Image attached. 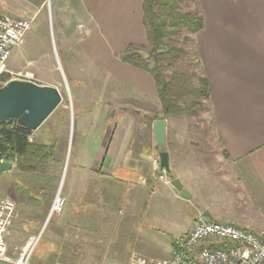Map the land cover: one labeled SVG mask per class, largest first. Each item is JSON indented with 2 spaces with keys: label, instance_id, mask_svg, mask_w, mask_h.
<instances>
[{
  "label": "crops",
  "instance_id": "1",
  "mask_svg": "<svg viewBox=\"0 0 264 264\" xmlns=\"http://www.w3.org/2000/svg\"><path fill=\"white\" fill-rule=\"evenodd\" d=\"M70 1H74L71 6L83 10L92 32L90 39L80 43L85 55L103 65L107 75H100L119 80L130 90L131 107L127 110L131 115L125 123L113 126L104 148L100 138L95 137L84 151L89 154L84 158L93 161L91 174L106 170L117 196L122 197L115 204L114 232L121 235L117 255L142 256L147 261L168 259L198 221L235 224L264 236V0L194 1L204 28L192 45L203 77L210 83L208 104L220 146L215 163L210 164L208 156H199L193 147L188 145L185 151L170 141L166 120L169 173L154 169L162 152L153 130L158 119L150 122L151 135L146 133L148 105L162 112L156 83L149 73L121 60L124 51L133 45V33L143 32V0ZM77 78L85 79L82 73ZM77 122L82 136L94 135L93 119L79 117ZM100 158L97 169L95 164ZM132 172L138 173L137 181L132 180ZM175 179L189 193L190 200L182 199V193L171 185ZM131 183L135 185L133 190L127 188ZM79 191H84L83 185ZM123 208L132 212H119ZM145 216H155L159 225L148 232L164 235L170 242L164 244L145 234V250L123 253L121 248L129 245L131 233ZM82 222V217L76 219V223ZM36 239L39 240L33 236L31 240ZM222 246L226 244L206 241L195 254ZM161 249L163 253L155 257Z\"/></svg>",
  "mask_w": 264,
  "mask_h": 264
},
{
  "label": "rangeland",
  "instance_id": "2",
  "mask_svg": "<svg viewBox=\"0 0 264 264\" xmlns=\"http://www.w3.org/2000/svg\"><path fill=\"white\" fill-rule=\"evenodd\" d=\"M72 3L74 1L70 0H0V14L33 21L23 43L8 62L7 80L14 77L51 86L57 88L63 98L61 106L30 138L39 144L55 143V162L36 173H24L15 164L11 172L0 177V203L14 205L6 235L7 259L18 261L34 236L39 240H34L38 243L30 264H129L133 256L117 255L121 235L114 232L115 204L122 197L117 196L108 172L98 169L101 158L95 164L98 171L91 174L93 161L84 158L89 155L84 151L90 148L95 137L100 138L104 148L113 126L125 123L131 115L127 110L131 107L130 90L123 82L108 79L103 65H97L85 55L80 43L90 39L92 32L83 10H77ZM182 9L191 11L195 6L184 3ZM183 39L179 46L186 56L180 62V70L188 76L190 84L197 87V78L203 77L199 57L193 45L185 44ZM191 39L195 41L196 36ZM132 40L148 57L150 47L144 25L143 32L133 33ZM80 73L85 79L77 78ZM207 105L194 116L180 114L163 119L169 122L170 141L185 151L188 145L193 147L199 156H208V162L214 164L220 145ZM154 107L148 105V135L152 133L150 122L162 116ZM79 117L93 119L96 124L93 136H82L79 132ZM134 173H131L132 180L137 181L138 173ZM81 185L83 192L79 191ZM127 188L133 190L135 185L131 183ZM57 198L64 202L62 210L50 217ZM118 210L127 214L132 209ZM81 217L83 222L76 223ZM158 226L155 216H145L139 228L131 233L129 245L124 250L121 248L122 252L145 250L142 242L145 234L159 238L164 244L170 242L164 235L158 233L157 237L148 232L149 228ZM163 251L158 250L155 257L159 258Z\"/></svg>",
  "mask_w": 264,
  "mask_h": 264
},
{
  "label": "trees",
  "instance_id": "3",
  "mask_svg": "<svg viewBox=\"0 0 264 264\" xmlns=\"http://www.w3.org/2000/svg\"><path fill=\"white\" fill-rule=\"evenodd\" d=\"M195 0H143V25L149 43L148 57L134 45L121 55L124 64L148 72L154 79L162 103L163 119L187 114L194 116L207 108L211 100V87L207 78L198 77L193 87L188 76L181 72L180 62L186 52L179 46L193 44L204 28L198 8L184 11V3L194 5ZM192 64V63H191ZM33 132L10 123H0V160L12 162L24 173H36L56 160V144H39L30 140ZM222 246L221 248H227Z\"/></svg>",
  "mask_w": 264,
  "mask_h": 264
},
{
  "label": "built area",
  "instance_id": "4",
  "mask_svg": "<svg viewBox=\"0 0 264 264\" xmlns=\"http://www.w3.org/2000/svg\"><path fill=\"white\" fill-rule=\"evenodd\" d=\"M32 24V19L13 18L0 14V88L11 80H22L14 77L7 80L8 62L14 50L23 43ZM2 162L4 160H0V163ZM160 179H164V176L161 175ZM58 199L61 205L57 207ZM57 200L51 215L62 210L64 202L60 198ZM13 213L14 205L0 203V263L30 264L38 241L31 242L18 261L12 262L7 259L6 235ZM213 240L225 243L228 247L216 250L205 248L200 254H195L202 243ZM198 256H206V264H264V236L232 224L198 221L179 243L170 258L147 261L135 256L129 264H198Z\"/></svg>",
  "mask_w": 264,
  "mask_h": 264
},
{
  "label": "water",
  "instance_id": "5",
  "mask_svg": "<svg viewBox=\"0 0 264 264\" xmlns=\"http://www.w3.org/2000/svg\"><path fill=\"white\" fill-rule=\"evenodd\" d=\"M62 102L61 92L57 88L27 80H11L0 88V123H10L14 127L21 126L35 132L49 120ZM153 130L156 143L162 148L159 159L154 162V169L169 173L170 159L166 151L167 121L156 120ZM13 168L12 162L0 163V175L11 172ZM171 185L182 193V199H191L189 193L183 191L179 180H173Z\"/></svg>",
  "mask_w": 264,
  "mask_h": 264
},
{
  "label": "bare ground",
  "instance_id": "6",
  "mask_svg": "<svg viewBox=\"0 0 264 264\" xmlns=\"http://www.w3.org/2000/svg\"><path fill=\"white\" fill-rule=\"evenodd\" d=\"M61 202H60V200L58 199L57 200V204H56V206L58 207V206H60L61 204H60ZM198 264H206V256H198Z\"/></svg>",
  "mask_w": 264,
  "mask_h": 264
}]
</instances>
